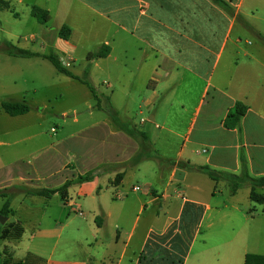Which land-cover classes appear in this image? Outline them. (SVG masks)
<instances>
[{
	"label": "crops",
	"instance_id": "obj_1",
	"mask_svg": "<svg viewBox=\"0 0 264 264\" xmlns=\"http://www.w3.org/2000/svg\"><path fill=\"white\" fill-rule=\"evenodd\" d=\"M225 1L234 15L210 0H0V15L21 17L15 5L29 16L33 6L47 10L56 30L47 28L40 38L30 36L41 40L40 51L31 49L27 37L20 38L26 44L21 48L42 55L53 51L71 71L75 52L88 38L102 37L97 51L107 46L110 52L93 60L91 71L99 75L119 114L131 113L130 106L137 107L139 115L149 113L150 122L142 124L143 117L140 123L164 160L238 176L244 157L250 176L258 179L264 177V14H260L264 0ZM64 26L71 29L68 40L59 36ZM91 53L84 51L85 69ZM22 60L36 69L48 61ZM60 76L64 84H72L73 79ZM28 98L23 101L28 103ZM238 102L249 111L235 129L227 130L224 121ZM76 111L63 112V118ZM95 127L98 154L78 150L79 157L62 168L69 176L53 187L55 174H43L26 159L37 152L59 154L58 146L66 141L48 143L24 156L0 154V190L21 184L54 190L72 183L66 201L55 195L69 215L54 227L44 226L52 198L23 196L17 208H13L17 198L12 201L13 214L0 221V229L20 223L24 234L21 240L8 242L20 244L26 239L30 219L25 212L43 214L34 222L25 256L15 259L9 253L14 263H25L28 255L38 260L36 264H246L248 255L264 257V206L258 210L250 200V186L244 187L248 190L244 201L239 198L241 190L232 194L227 183L214 182L201 172L155 160L133 166L139 145L117 130L109 117ZM18 128L15 132L24 136ZM52 134L56 137L58 131ZM11 145L0 140V147ZM54 160L50 155L43 164L48 167ZM96 170L92 181L78 182ZM136 171L145 178L141 197L130 185ZM119 175H123L120 181ZM129 193L134 198L125 199ZM257 193L264 195V188ZM4 203L0 198V209ZM154 207L156 221L138 230L140 215ZM172 208L175 212L170 215ZM77 217L81 219L76 221ZM73 228L75 236H63ZM72 242L82 250L78 257L71 256Z\"/></svg>",
	"mask_w": 264,
	"mask_h": 264
},
{
	"label": "rangeland",
	"instance_id": "obj_2",
	"mask_svg": "<svg viewBox=\"0 0 264 264\" xmlns=\"http://www.w3.org/2000/svg\"><path fill=\"white\" fill-rule=\"evenodd\" d=\"M16 12H19L21 17L15 18L11 13L4 12L0 15V29L3 28V31L0 32V44L11 43L15 47L21 48V46H26L23 40L20 41V38H28L27 41L35 44L28 43L31 49L34 51H40L41 40L37 42L30 39L31 35L41 36L43 31H46L47 28L51 30H56L57 26L55 23H48L46 26H43L38 23L36 19L29 15H23V12L20 11L22 7L15 5ZM260 14H264V10H261ZM51 21V20H50ZM56 33V31H54ZM264 34V33H263ZM264 39V35H263ZM102 37H91L82 45V50L75 52V64L73 65L72 71L78 74L80 77L83 76L86 66V52H95L103 44ZM261 42H264L261 41ZM27 43V42H26ZM23 49V48H21ZM27 50V49H25ZM53 51L47 52L50 54ZM1 54V53H0ZM0 58V140H5L6 142L11 143V147H0V154H4L7 151L10 152H21V156L26 155L27 153H33L37 150H40L43 146L48 143H53L56 141H66L58 146L60 151L59 154L55 153H35L31 158H27L26 161L36 163L40 171L44 174H55L53 186H56L64 178L68 177L69 174L62 172V168L66 162L69 160H75L78 158L79 152L87 151L89 154L92 152L98 154L97 150L99 148L100 139L97 137L98 129L96 124L102 122L104 119H108V115L103 111H98L95 108L96 101L93 98L90 90L82 83L73 80L72 84H64L57 77H61L54 68V66L49 61H44L45 65H39L40 68L29 67L25 65L22 59L13 58L5 54H1ZM5 55V56H3ZM42 61V60H39ZM91 71V69H90ZM90 82L97 88L100 92L106 93L107 90L104 85L101 84L98 74H95V71L90 73ZM29 95V96H27ZM25 97L28 104L30 105V114L26 117L19 118L18 120H13L11 116L6 114L1 110V104L4 101H23ZM91 105L93 107L89 108ZM132 111L131 113L122 111L120 113V118L125 122H132L140 130L145 131L146 128H143L140 121L143 118L144 122L142 124H148L150 121L147 118L149 113L144 111V115H139L137 107L130 106ZM68 110H77L76 115L71 113L68 118H63V112ZM78 119V122H75V117ZM164 115L162 119H166ZM18 127H22V133L25 135H19ZM58 131V136L54 137L52 134V129ZM86 132L79 136V132L82 130ZM9 131V132H8ZM27 133V134H26ZM39 134L38 137L34 138L30 142H19L15 144V141H21L28 136H35ZM86 139V140H85ZM133 140V139H132ZM135 141V140H134ZM85 142V145L82 143ZM136 142V141H135ZM137 143V142H136ZM138 144V143H137ZM73 150L69 153V150ZM50 155L55 156V160L52 165L46 167L43 162ZM95 158V157H94ZM36 161V162H35ZM94 162V160H93ZM135 176L130 178V185L139 186L142 188L145 182V178L139 173L134 172ZM79 181V180H78ZM129 185V186H130ZM133 193V192H132ZM143 192L137 193L141 197ZM264 194V193H263ZM25 195H18L16 198V203L13 208L21 206L22 197ZM19 197V198H18ZM128 197L134 198L133 194H130ZM240 200L247 201L248 199V190L243 188L239 194ZM144 202L146 199H143ZM61 202L59 196L55 198L52 197V203L49 211L46 213L47 217L44 220L45 228L54 227V225L60 221L63 222L65 218L68 217L69 211L63 210L61 207ZM257 209L261 207L260 205H255ZM156 208L148 209L144 214L140 215L139 229L141 230L147 223H154L156 221L155 216ZM175 212V209H171L169 214ZM256 213H254L255 215ZM26 218L30 219V222L27 223V237L20 244L2 241L0 239V264H4L5 260L8 257H5V253H9L15 259H21L25 256V248L28 243V237L33 232V225L36 220L43 218V214L34 213L33 216H28L25 212ZM45 215V216H46ZM75 213H70V217L74 218ZM2 217V216H1ZM164 214L161 215L162 219H165ZM81 217H77L76 221L80 220ZM76 229H68L63 235L64 237H73L75 236ZM73 232V233H72ZM78 241V238L77 240ZM74 244V242H72ZM70 244L72 248L71 256L78 257L81 254V248L77 244ZM7 250V251H6ZM38 262V261H37ZM36 262V263H37ZM31 264V263H30Z\"/></svg>",
	"mask_w": 264,
	"mask_h": 264
},
{
	"label": "trees",
	"instance_id": "obj_3",
	"mask_svg": "<svg viewBox=\"0 0 264 264\" xmlns=\"http://www.w3.org/2000/svg\"><path fill=\"white\" fill-rule=\"evenodd\" d=\"M210 1L216 6L222 8L224 11L234 15V9L225 0ZM4 6L6 8H9L7 4H4ZM31 16L43 26H46L51 20L50 13L39 6H33L31 8ZM70 35L71 29L66 26L61 29L59 34V36L64 40H68ZM109 52V47L104 46L97 52L89 54L87 57L88 65L83 73V76L80 77L75 75L68 68H66L63 62L54 53L42 55L40 53H35L30 50L15 47L11 43H2L0 45L1 54H5L18 59L43 58L45 60H48L54 66L58 73L84 84L90 90L93 98L96 101L95 108L99 111L105 112L109 116L113 126L117 130L125 133L138 143L140 151L132 161L133 166H138L146 160H155L161 164L167 162L170 163L172 166H178L179 168H184L188 171L201 172L207 175L214 182H225L229 186L230 192L232 194H236L238 191L248 185L251 188L250 200L258 205L264 206V195L257 193L258 189L264 188V177L258 179L252 178L249 174L247 163L244 157H242V173L238 176L226 172H219L209 167H196L190 165L189 163L178 162L176 160L166 161L161 157L158 151L154 149L151 139L146 132L140 130L132 122L123 121L120 118L119 112L114 107L111 98L105 93H102L97 88H95L89 80V74L91 69L90 63L93 60L107 57ZM30 109V105L26 101H4L1 104V110H3L6 114L11 117H17L28 114L30 112ZM248 111V106L241 102L236 103V105L233 107V109H231L224 121V128H226L227 130L235 129L240 124L241 119L246 116ZM97 172L98 170L92 171L86 174L84 177H80L78 182L83 183L92 181L95 178ZM122 179L123 175H119L118 180L120 181ZM71 185V182H67L61 188L54 190L32 188L23 184L15 185L7 189H2L0 190V198L4 199L5 203L0 209V216L8 218L10 215L13 214V210L11 208L12 201L18 195L21 194L25 196L45 197L48 199H51L56 194H60L62 199L66 201L68 198V190ZM96 222L98 225H101L99 219H97ZM23 234L24 229L20 223L11 224L4 230L0 229V239L2 241H19L21 240ZM5 255L8 257V259L5 260L4 264H36V262L38 261L35 257L28 255L25 263H14L12 261L11 255H8L7 252L5 253ZM246 264H264V257L248 255L246 257Z\"/></svg>",
	"mask_w": 264,
	"mask_h": 264
},
{
	"label": "built area",
	"instance_id": "obj_4",
	"mask_svg": "<svg viewBox=\"0 0 264 264\" xmlns=\"http://www.w3.org/2000/svg\"><path fill=\"white\" fill-rule=\"evenodd\" d=\"M52 131H53V132H56V129H53ZM133 191H134V192H142V188L139 187V186H134V187H133Z\"/></svg>",
	"mask_w": 264,
	"mask_h": 264
},
{
	"label": "water",
	"instance_id": "obj_5",
	"mask_svg": "<svg viewBox=\"0 0 264 264\" xmlns=\"http://www.w3.org/2000/svg\"><path fill=\"white\" fill-rule=\"evenodd\" d=\"M6 220H7V218H4V217H1V216H0V221H2V222H6Z\"/></svg>",
	"mask_w": 264,
	"mask_h": 264
}]
</instances>
